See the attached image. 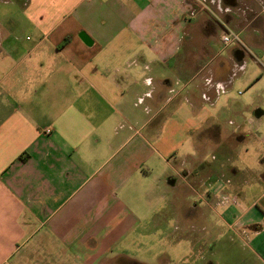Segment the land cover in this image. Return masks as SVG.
<instances>
[{"label": "crops", "instance_id": "0c3cea01", "mask_svg": "<svg viewBox=\"0 0 264 264\" xmlns=\"http://www.w3.org/2000/svg\"><path fill=\"white\" fill-rule=\"evenodd\" d=\"M229 1L0 0V264H170L209 214L264 264V0Z\"/></svg>", "mask_w": 264, "mask_h": 264}, {"label": "rangeland", "instance_id": "374dc122", "mask_svg": "<svg viewBox=\"0 0 264 264\" xmlns=\"http://www.w3.org/2000/svg\"><path fill=\"white\" fill-rule=\"evenodd\" d=\"M240 90L241 92L243 91V89ZM182 215H185L186 217L189 216L193 224L199 222V214ZM167 219L169 218H166V220ZM180 225L182 224L178 221V219L174 220V222L171 220L170 222V228H176V238L179 237L180 230L178 228ZM207 225L209 229L213 228V232L212 229L209 232H206V234L203 230L202 232L192 231L191 250H175L173 253L171 250L169 255L164 254L166 259L171 258L172 262L170 264H216V262L218 264H247L242 261L239 262V259H241L240 256L244 253L235 249V246L237 245L236 243L241 241L237 238L234 240L231 239L233 236L232 229H230L226 223H222V221L220 222L217 214H209ZM199 226L200 225L197 224V227ZM232 244H234V247L230 248L229 246ZM176 246L178 247V245ZM164 248L165 247L161 245L160 253L162 250L164 251ZM165 253H167V251H165ZM144 261L156 264L158 262V258L154 257L151 259L144 257Z\"/></svg>", "mask_w": 264, "mask_h": 264}, {"label": "built area", "instance_id": "2783aa9c", "mask_svg": "<svg viewBox=\"0 0 264 264\" xmlns=\"http://www.w3.org/2000/svg\"><path fill=\"white\" fill-rule=\"evenodd\" d=\"M222 41L224 47H228L233 44H240V45L244 44L240 32H225L222 35Z\"/></svg>", "mask_w": 264, "mask_h": 264}, {"label": "water", "instance_id": "95a60500", "mask_svg": "<svg viewBox=\"0 0 264 264\" xmlns=\"http://www.w3.org/2000/svg\"><path fill=\"white\" fill-rule=\"evenodd\" d=\"M229 2L233 4L235 1L234 0H230Z\"/></svg>", "mask_w": 264, "mask_h": 264}]
</instances>
